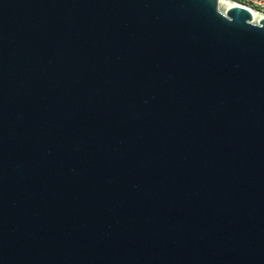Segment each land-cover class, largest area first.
Instances as JSON below:
<instances>
[{
    "label": "water",
    "instance_id": "water-1",
    "mask_svg": "<svg viewBox=\"0 0 264 264\" xmlns=\"http://www.w3.org/2000/svg\"><path fill=\"white\" fill-rule=\"evenodd\" d=\"M0 264H264V19L0 0Z\"/></svg>",
    "mask_w": 264,
    "mask_h": 264
},
{
    "label": "built area",
    "instance_id": "built-area-1",
    "mask_svg": "<svg viewBox=\"0 0 264 264\" xmlns=\"http://www.w3.org/2000/svg\"><path fill=\"white\" fill-rule=\"evenodd\" d=\"M230 1L233 3V6H241L247 8L252 13L253 17L254 14H257L260 16L259 20L264 19V0H230Z\"/></svg>",
    "mask_w": 264,
    "mask_h": 264
},
{
    "label": "rangeland",
    "instance_id": "rangeland-1",
    "mask_svg": "<svg viewBox=\"0 0 264 264\" xmlns=\"http://www.w3.org/2000/svg\"><path fill=\"white\" fill-rule=\"evenodd\" d=\"M232 2L230 0H224L221 4L219 1V5H221V11L225 12L229 7L232 6Z\"/></svg>",
    "mask_w": 264,
    "mask_h": 264
},
{
    "label": "bare ground",
    "instance_id": "bare-ground-1",
    "mask_svg": "<svg viewBox=\"0 0 264 264\" xmlns=\"http://www.w3.org/2000/svg\"><path fill=\"white\" fill-rule=\"evenodd\" d=\"M219 1H220V3L222 4L224 0H219ZM232 6H233V4H232ZM219 9L221 10V5H219ZM259 19H260V16L257 15V14H254L253 21H254L255 23H257V22L259 21Z\"/></svg>",
    "mask_w": 264,
    "mask_h": 264
}]
</instances>
